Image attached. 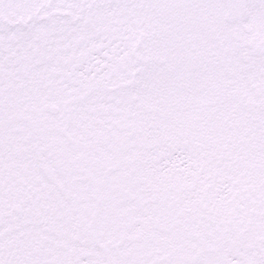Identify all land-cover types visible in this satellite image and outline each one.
<instances>
[{
	"label": "snow or ice",
	"instance_id": "6c2138e0",
	"mask_svg": "<svg viewBox=\"0 0 264 264\" xmlns=\"http://www.w3.org/2000/svg\"><path fill=\"white\" fill-rule=\"evenodd\" d=\"M0 264H264V0H0Z\"/></svg>",
	"mask_w": 264,
	"mask_h": 264
}]
</instances>
